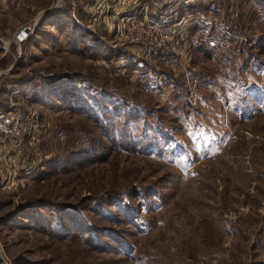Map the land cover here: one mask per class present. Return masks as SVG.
<instances>
[{
    "label": "rangeland",
    "instance_id": "obj_1",
    "mask_svg": "<svg viewBox=\"0 0 264 264\" xmlns=\"http://www.w3.org/2000/svg\"><path fill=\"white\" fill-rule=\"evenodd\" d=\"M139 2L186 41L120 42ZM101 3L0 0V103L32 115L0 145V264H264V0Z\"/></svg>",
    "mask_w": 264,
    "mask_h": 264
},
{
    "label": "built area",
    "instance_id": "obj_2",
    "mask_svg": "<svg viewBox=\"0 0 264 264\" xmlns=\"http://www.w3.org/2000/svg\"><path fill=\"white\" fill-rule=\"evenodd\" d=\"M91 1L93 9L90 14L92 16H94V10L98 14L105 8L101 3L102 0ZM119 15L122 18V24L119 26L120 31L122 30L120 42L132 40L135 41L134 43L145 45L163 53L175 51L187 39L186 27L180 28L181 25L178 21L179 24L173 22L175 24L167 28L162 22L155 21L152 10L147 4L144 5L139 2L135 11H131L129 8L123 10L122 14ZM31 117L30 113L19 109H11L0 115V145L7 156H13L11 150L15 151L16 154L24 151L25 139L32 130L29 122Z\"/></svg>",
    "mask_w": 264,
    "mask_h": 264
},
{
    "label": "trees",
    "instance_id": "obj_3",
    "mask_svg": "<svg viewBox=\"0 0 264 264\" xmlns=\"http://www.w3.org/2000/svg\"><path fill=\"white\" fill-rule=\"evenodd\" d=\"M143 1L150 3L152 0H143ZM64 12H65L64 9L60 11V18H62V14L61 13H64ZM61 22L65 23V21H63V20H61ZM80 31H81L80 34H81L82 38H85L87 35L88 36L89 35L95 36L94 33H92L91 31H89L87 29H83V31L81 29ZM87 46H88L89 50L92 52L93 56L97 57V58L101 57V58H105V59H109V60H116V59H119L122 56L121 52H118V51L116 52L114 49H111V47L105 45L104 43L100 42L99 40H97L94 43H92V45H87ZM207 56L210 57V55H207ZM8 110L9 109H7L3 104L0 103V115L4 114ZM131 112H133V111H131ZM122 114H127V113L126 112H122L120 114V116ZM136 114H138V113H136ZM138 118H139V115H136L135 117H132L131 120H130V117H128V115H126L127 122L136 120ZM113 126H117V125L115 123H113ZM113 126L109 129V131L112 130ZM108 136L112 138L113 143H111V146H112L111 148L113 150H115L117 147H119L118 144L114 143L116 137H115L114 133H110ZM101 145H102V148H105V146H106L103 142L101 143ZM100 150H101V148H100ZM79 155L81 156V158H78V163H80L82 160L83 161L86 160L85 162L89 161V163L90 162H92V163L99 162L100 161V156H101L100 153L90 154L89 152H85V153L79 154ZM129 199H130V197H129ZM109 202H110V205L112 207H114V206L118 207L120 209H123V211H124V209H131L132 208L131 206H127V204L124 202V200L122 198L121 199H119L118 197L110 198L108 202H103V204L106 205ZM24 210L25 209H19L17 211L18 213H15V214H18L17 216L19 217V216H21V212H23ZM15 214L12 215V216H11V214L8 215V217L5 218L6 223H7L8 219H13V218L15 219L17 217V216H15ZM102 214L109 216L110 215V211H106V210L104 212L102 211ZM23 218H25L24 215H23ZM84 226H89V225L85 224ZM85 233H88V234L90 233L91 234V238L93 237V235H92L93 233L96 234L94 230H86Z\"/></svg>",
    "mask_w": 264,
    "mask_h": 264
},
{
    "label": "crops",
    "instance_id": "obj_4",
    "mask_svg": "<svg viewBox=\"0 0 264 264\" xmlns=\"http://www.w3.org/2000/svg\"><path fill=\"white\" fill-rule=\"evenodd\" d=\"M131 11H135V9H131Z\"/></svg>",
    "mask_w": 264,
    "mask_h": 264
},
{
    "label": "water",
    "instance_id": "obj_5",
    "mask_svg": "<svg viewBox=\"0 0 264 264\" xmlns=\"http://www.w3.org/2000/svg\"><path fill=\"white\" fill-rule=\"evenodd\" d=\"M27 30H28V28H26ZM20 37H21V35H20ZM1 250V249H0ZM1 252V251H0Z\"/></svg>",
    "mask_w": 264,
    "mask_h": 264
},
{
    "label": "bare ground",
    "instance_id": "obj_6",
    "mask_svg": "<svg viewBox=\"0 0 264 264\" xmlns=\"http://www.w3.org/2000/svg\"><path fill=\"white\" fill-rule=\"evenodd\" d=\"M25 30H27V29H25Z\"/></svg>",
    "mask_w": 264,
    "mask_h": 264
}]
</instances>
